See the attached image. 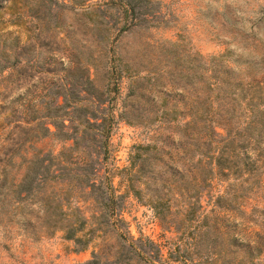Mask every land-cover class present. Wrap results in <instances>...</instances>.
Listing matches in <instances>:
<instances>
[{
	"label": "rangeland",
	"instance_id": "obj_1",
	"mask_svg": "<svg viewBox=\"0 0 264 264\" xmlns=\"http://www.w3.org/2000/svg\"><path fill=\"white\" fill-rule=\"evenodd\" d=\"M79 2H45L55 10L61 25L39 31L29 19L33 10L29 0H0V34L5 30L17 34L15 66L8 75L3 71L0 76V264H156V259L146 260L133 249H121L114 230L125 243L135 248L141 245L161 264H181L182 255L190 264L196 255L187 242L207 226L206 233L198 238L208 244V223L209 236L220 242L218 246L224 248L226 239L231 242L225 250L230 264H242L244 241L252 242L256 235L263 240L264 228L244 220L238 206L226 210L212 204L207 182L202 184L200 207L183 213L181 197L175 195L169 211L161 218L156 215L148 203L146 187L138 183L144 178L132 174L134 146L145 142L150 132V127L135 120H140L137 114L146 110L170 106L181 112L208 108V99L212 118L217 119L215 112L222 113L221 98L229 101L238 91L256 88L264 94V0H132V9L123 0ZM15 14L19 24H10L8 19ZM92 19L99 20L100 25L93 26ZM25 54L30 56L28 61ZM72 62L94 64L89 77L101 98L95 110L102 115L108 133L105 152L91 156L108 184L123 193L117 202V221L110 216L99 219L95 205L82 195L72 199L86 217L77 244L59 230L30 235V230L43 224V206L29 194L11 208L4 200L6 188L1 184L3 179L9 184L21 176L30 143L56 152L70 142L50 135L33 140L24 120L40 110L38 101L49 100L54 90L68 87L73 78L65 74V67ZM219 78L224 80L223 88L208 85ZM199 126L201 123L184 132L172 124L154 126V134L164 145L159 170L163 173L155 172V177H168V167L175 163L185 168L196 164L194 159L184 160L179 144L193 142L195 134L202 132ZM213 128L224 133L217 125ZM228 132L233 134L232 129ZM248 142L250 146L252 142ZM259 142L264 144V133ZM235 151L243 154L242 148ZM246 152L251 159L256 157L257 152ZM205 158L200 165H205ZM192 174V170L179 171L171 179ZM130 179L141 188L139 197L128 189ZM52 185L55 193L65 191L64 184ZM151 185L149 182L148 187ZM45 192L50 195V187ZM204 253L203 259L208 261V247ZM254 264H264V254Z\"/></svg>",
	"mask_w": 264,
	"mask_h": 264
},
{
	"label": "trees",
	"instance_id": "obj_2",
	"mask_svg": "<svg viewBox=\"0 0 264 264\" xmlns=\"http://www.w3.org/2000/svg\"><path fill=\"white\" fill-rule=\"evenodd\" d=\"M84 1L81 0L79 3L83 4ZM45 2L49 0H29L33 9L29 19H32L39 31L49 26L60 27L61 25L58 18L54 16L55 10L51 8L50 3ZM123 2L128 9H132V0H123ZM89 4L91 2L84 6ZM40 6H42L41 12L37 11ZM38 14L41 17H38ZM8 20L10 24H19L16 14L10 16ZM90 23L98 27L101 22L92 19ZM0 35H2L0 38L1 76L3 71H6L4 75H8L15 66L17 34H12V30H5ZM25 48L28 49V47ZM29 57L25 54L26 61ZM104 61L108 62L107 56ZM93 66V62L67 64L65 74L73 78L69 81L68 87L54 90L49 100L38 101L40 110H37V114L29 120H24L29 128V137L33 140L50 135L62 141L70 140V142L56 152L49 149L42 150L30 143L28 146L30 152L24 158L21 176L9 184L2 180L1 184L6 188L4 200L11 208L17 207L20 200L29 194L34 196V201L38 205L43 206V224L28 232L32 236L50 234L59 230L62 236L71 239L73 244L80 242L86 217L82 215L78 205L72 199L81 195L95 205V213L99 219L105 220L107 216L112 217L113 221L119 219L117 202L122 198L123 193L115 192V189L108 184L106 176L98 172L91 156L105 152L108 133V126L103 123L102 115L97 114L95 110L101 98L93 88L91 77H89L91 73L89 68ZM223 82L224 80L219 78L208 85L214 87L218 85L223 88ZM219 104L222 113L215 112L218 115L217 119L212 118L209 99L208 108L200 106L191 111L181 112L170 106L167 109L146 110L143 114H137L140 120H135L136 123L150 127V132L145 142L134 146L133 157L136 158V162L133 165L132 174L136 173L139 178H144L138 183L141 182L146 187L148 203L160 218L165 215L164 212L169 211L176 200L175 195L181 197L183 213L200 207L202 184L207 182L208 197L212 204L226 210H229L231 206H238L244 220L250 223L258 222L264 228V144L261 146L259 142L261 134L264 133V94L258 88L242 90L231 96L229 101L221 98ZM236 108L237 112H235ZM10 111L11 109L7 114H10ZM65 119L66 122H64ZM197 123H201L198 129L202 132L195 134L193 142L184 140V145L179 144V149L186 158L184 160L194 159L196 164L191 168L183 167L182 163H175L168 167L170 180H167L168 177L158 178L159 175L155 177V172L163 173L159 170L163 163L161 155L164 147L160 136L154 134L155 127L161 124H172L181 127V132H184L187 129L193 130ZM214 125L221 127L224 133L220 134L214 130ZM230 129L233 130L232 135H229ZM187 134L186 132L185 135ZM235 135H241L242 138L235 139ZM248 140L252 142L250 146ZM241 148L243 154L240 156L235 150ZM247 150L257 152L256 157L251 159ZM202 156L207 157L205 165H200ZM189 170L193 171L190 177L180 178L184 176L181 174L176 179H171L177 172ZM52 182L64 184L65 191L60 194L55 193ZM149 182H152L151 187H148ZM47 186L50 187V195L45 192ZM72 186L77 190H68ZM127 186L136 197H139L141 188L138 184L134 185L130 179ZM84 188L85 192H83ZM19 221L17 219L18 223ZM206 228L207 226L198 229L187 242L196 255L195 260H191L190 264H204V262L205 264H230V257L225 250L231 242L226 239L224 248L218 246L220 242L217 243L215 238L209 236V223L208 244L202 242L198 237L200 233H206ZM112 233L119 241L121 249H133L146 260L156 259V264H161L159 258H154L156 256L147 252L141 245L135 248L132 243H125L116 230ZM250 241L247 239L243 243L239 260L242 264H254L255 259L259 260L264 254V239L256 235V238ZM203 244L204 248H202ZM207 247L209 256L208 261H205L203 257ZM178 248L179 246L176 245V250ZM176 258L177 256L174 259ZM180 259L181 264L188 263L185 256L182 255Z\"/></svg>",
	"mask_w": 264,
	"mask_h": 264
}]
</instances>
